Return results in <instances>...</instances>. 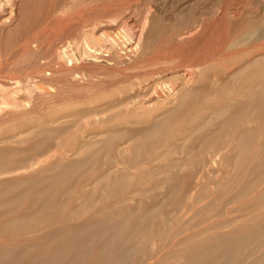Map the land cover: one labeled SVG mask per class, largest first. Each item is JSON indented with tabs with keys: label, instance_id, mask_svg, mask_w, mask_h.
Wrapping results in <instances>:
<instances>
[{
	"label": "bare ground",
	"instance_id": "obj_1",
	"mask_svg": "<svg viewBox=\"0 0 264 264\" xmlns=\"http://www.w3.org/2000/svg\"><path fill=\"white\" fill-rule=\"evenodd\" d=\"M146 1L147 0H145V2ZM203 1L205 0H187L179 6L178 9L173 10V8L170 9L157 0H149L146 2L148 4L143 3V0H0V149L4 147L12 148L21 146L25 149L28 147V149H33L32 151L36 152L39 141H42L41 138H43V136L50 137L53 135V138H47V141H49L47 145L46 143L42 144L45 141L44 137V141L41 142V145H46V147L39 146L40 148H38V150H40H37V154L30 151V153L36 154L35 156L32 154V158L30 157L31 154H29L28 149L26 152L28 157H30L28 159H25L23 155H21L23 152L20 150L18 152L16 150V154L20 153L19 155L20 157L22 156L21 158L23 160L21 159L16 163L13 162V165L11 164L12 166L9 167L7 166L9 158L7 159L4 157L7 160L2 163L4 164L6 162V165H0L2 167V169H0V177L3 178V182L7 181L4 177L9 178L14 176L13 174L23 179L26 178V176L37 175V172H44L48 170V167L54 170V168L56 169L63 166L65 164L64 162H73V160L78 157L80 159L81 156V159L85 158L86 160V158H88L86 156H90L91 159H94L100 155L111 156L115 154L117 157L114 158L121 157L122 159V157H124L122 153L125 155L129 152L130 156L134 157L135 155V157H141L140 155L143 154L144 148L146 150L145 144L149 146L147 139L149 140L151 138V136H149L150 133L159 134L163 130L167 132V130L169 131L170 128L173 127L172 123L176 126V123H178L176 120H178V118L175 120L173 117L172 119L175 121L173 120L174 122H171V116L177 111L180 113L181 110L182 113V111H187L193 107V103L191 104L190 99L196 94L198 97L200 96L198 94L209 95L208 97L210 98L213 96H216V98L220 96L222 98V96L225 95H236V98L238 97L240 99V102L239 99L238 102L241 103V106L243 104L245 106L242 107H246L244 109L245 111L235 112L231 110L234 104L228 105L229 102L227 101L228 103H226V97H224L223 99L225 100L223 101L216 100L217 102L215 103L209 102L212 106L207 108L206 111H209L210 114L204 115L205 117L201 115H199V117L197 116V118L203 117L204 123H194L195 125L197 124V127L194 128V130L191 129L192 132L190 135L193 136L196 133L199 135L204 134L207 136L206 138H209L210 145L208 146L209 143L205 144L208 148L199 151L198 157L207 155L210 157V159L208 158L209 161L212 160V165L221 152L217 150L219 149V143L222 142L219 133L224 129H226V131L228 129L218 124L220 130L218 129L217 131L216 129L217 133H215V130L209 127V125H211H208L209 121H211V123L215 122V124H213L216 125V120L218 118H227L226 112H228L229 106H232L230 111L237 113L234 118L240 114L237 118L238 120L243 116L242 118L247 119V123L249 124L257 122V124L260 123V127L264 126V0H213L210 6L206 5V3H201ZM201 4H203L202 8L199 7ZM140 68L144 71L142 75L133 76V74H123L125 71H136ZM199 101H201V99ZM208 101L209 100H207V102ZM189 103L191 104L190 106ZM239 103L238 106H240ZM190 111H192V109ZM253 111L254 113L250 114ZM256 112L257 114H255ZM225 118H223L224 122L225 120L227 121ZM164 119L167 121H162ZM224 122H220V124L223 126ZM228 122L230 121L228 120ZM228 124L229 123H227V127L229 128L230 125ZM122 125H146L149 126V130L146 132L144 131V135L142 133L145 139L136 141L138 137L136 139L131 138L135 141L134 144L126 140L128 144L125 143L122 145ZM233 127L236 130V127ZM209 128L211 129L209 130ZM229 129H231V126ZM261 129L264 128L262 127ZM183 132L180 133L186 134L185 131ZM240 132L243 136L249 133L247 131ZM224 133L227 134L225 131ZM138 134H140V132H138ZM54 136L57 138H55L56 140ZM222 136L223 134L221 137ZM154 137L155 142H159L161 139L163 140V138H160L158 135L154 134ZM126 138H129V136L127 137L126 135ZM224 138L227 140V136ZM50 139H54L57 145L53 146L52 143L54 142H51L52 140L50 141ZM255 139L258 140L256 137ZM32 140H38L37 143H33V145L37 144L35 150L28 145L32 144ZM203 140L204 139H201V141ZM229 141L227 142L229 143ZM253 144H255V142ZM249 145H251L250 142ZM249 145L246 147H249ZM184 146L183 149L189 150L188 146L186 147L185 144ZM260 146H262V144ZM173 147L174 146H172V148ZM238 147L237 145L236 148ZM222 148L225 150L224 146ZM244 149L246 150V148ZM250 149L252 151V148ZM261 149L262 148H260V151ZM173 151L175 152V150H172L171 153H173ZM178 151L179 149L177 152ZM2 152L4 154L6 153L5 151ZM130 152L134 155H131ZM232 152L233 151H231V153ZM166 153L164 152L162 155ZM16 154L15 156H17ZM259 154L262 153L260 152ZM220 156L222 157V153ZM232 156H234V154H232ZM101 157L104 158V156ZM0 159L1 161L3 160L2 158ZM12 159L14 158L11 157L10 160L12 161ZM91 159L89 161H91ZM198 159H200V157ZM10 160L8 163L11 162ZM53 160H55V162H53ZM85 160L82 161L84 162ZM91 162H89V165ZM2 163L0 162V164ZM73 163L72 167L68 168V171L69 169L74 170ZM188 163L191 162H187L186 167H189ZM137 164L136 162V165ZM179 164H181V162ZM263 164L261 163V167H264ZM68 165L70 164L68 163ZM109 165H111V162ZM137 166L139 167V165ZM181 166H183V164H181ZM206 166L210 165L207 164ZM3 167L5 169H3ZM200 167L197 168L200 169ZM204 169L206 168H203V171H205ZM94 170L96 171V169ZM101 170L103 169L100 168L99 171ZM182 170H184V168H182ZM262 171H264V169ZM117 173L118 172L115 171V174ZM73 177L74 176H72V178ZM107 177L110 178L109 175H107ZM257 178L260 177L258 176ZM4 179L6 181H4ZM11 179L12 178H10V180ZM44 179L45 177L43 180ZM15 181L17 183L15 186L20 184L17 180ZM50 181H52V179ZM8 182L9 181H7V183ZM11 182L12 180L9 183ZM71 182L73 184L74 181ZM250 183V185L253 184L252 182ZM54 184H57V181H54ZM257 184L258 183H256V187ZM7 186L9 185H6V187ZM58 186H60V184ZM94 186L96 185L94 184ZM217 186H219V184ZM6 187L5 189L7 190ZM53 187H56V185ZM248 190L249 188L243 190L244 193L237 194L239 196L241 195V197L243 196V202L246 195V197L249 198L252 194L249 193L250 190ZM262 190L264 189L262 188ZM29 191L31 192V190ZM246 192H248L249 195L248 193L246 194ZM262 192V194L259 192L261 195L258 194L257 196L259 197L255 198V206L261 207L260 205H264L262 204V202H264V191ZM217 196L219 197V195ZM222 196L224 197V195ZM45 197H42V199ZM219 201L220 200H218V202ZM233 201L235 200H230L231 203ZM252 202H254V200ZM13 203L14 202H12V204ZM235 203L237 204V201ZM20 204H22V202ZM249 204L251 205V201H249ZM249 204L248 206L250 208ZM244 205L247 204L244 203L243 206ZM237 206L241 208L239 204ZM237 206L235 207L239 208ZM251 206H253V204ZM262 207L264 208V206ZM142 209V212L138 215L141 218L129 216L132 220L134 218L133 221L135 222L136 228L144 226L147 215L150 214V210L146 211L144 209L145 212L143 213L144 210ZM229 210L227 211L229 212ZM240 210L243 209L241 208ZM232 211H235V209H232ZM250 211H253V209ZM236 213H238L237 209ZM254 213L257 214H254L252 218H246L248 219L247 222H249V225L245 229L242 227L243 230L241 231L235 232L236 230H234V232H231L233 230L230 229L231 231L228 232V229L226 232L215 231L216 233L213 234L210 233L209 230H203V232L205 231L206 233L208 231L212 235L209 237L204 236L205 238L202 236L204 240L197 241L198 243L194 242L193 245L185 249V252L183 251L181 253H184L183 259L185 264H264V211H260L259 213L256 211ZM235 215L236 214H234V216ZM72 217L73 216H71V218ZM125 217L123 219L126 222V219L129 218ZM211 218L213 219V217ZM29 220H31V218L28 219V221ZM37 220L38 219H36V223L40 222ZM224 220L230 221L228 223L226 221V223L223 222L224 226L221 227L216 225L217 229L219 227L227 228L229 226V228H232L233 225L238 226L235 224L230 226L233 222L227 217ZM14 223L16 222H9L8 224H10V226L8 228H21L20 220L17 221L19 226L16 227ZM30 223L31 222H29V224ZM25 224L26 227L29 226L25 222L22 223L24 226ZM105 224L104 222V225ZM119 224H121L120 227H118ZM119 224L117 223L114 225L120 230H126L121 222H119ZM204 224L206 223L204 222ZM35 226H37V224ZM115 226H112L113 230L116 229ZM93 227L90 226L89 229ZM239 227H241V223ZM8 228L6 229L9 231ZM12 228L9 232H12ZM94 228L92 231L98 230V228L95 230ZM106 228L108 229V227ZM203 228L205 229V227ZM21 229L27 230V228L24 229L23 227ZM213 229L217 230L216 228ZM117 230L115 232H117ZM5 232L7 231L5 230ZM23 233L27 232L23 231ZM107 233H110V231L108 230ZM142 234L146 235H143L145 238L149 237L147 232ZM95 235L97 234L95 233ZM98 235H100L101 238L104 234L101 235L98 233ZM114 235L115 234H113V236ZM199 235H197V237ZM111 236L110 233V237ZM117 236L119 237L120 235ZM195 237L196 235L194 238ZM113 239L115 240V238ZM189 240L191 241V239ZM106 241L108 240L106 239ZM113 242L115 243V241ZM149 243H147V245ZM62 245L60 244L59 248H61ZM111 245L114 246L112 242ZM111 245L109 244L110 247H112ZM147 245L146 247H149ZM151 245L152 244H150V246ZM109 246L108 248H110ZM63 247L64 246L61 248L62 251ZM124 247L125 248L120 249H126L125 245ZM136 248L139 247L135 245L130 247L131 250H135ZM122 252L121 254L124 253ZM131 253L133 252L131 251ZM1 255L3 254L0 253V260L2 261L3 259L1 257L5 255ZM155 257L157 258V255ZM118 260L121 262L119 258ZM178 260L181 261L180 258Z\"/></svg>",
	"mask_w": 264,
	"mask_h": 264
},
{
	"label": "rangeland",
	"instance_id": "obj_2",
	"mask_svg": "<svg viewBox=\"0 0 264 264\" xmlns=\"http://www.w3.org/2000/svg\"><path fill=\"white\" fill-rule=\"evenodd\" d=\"M148 1L149 0H147L146 2H148ZM157 1H159V3L165 4L170 9L173 8V10H174V9H178V7L181 6L187 0H183V1H181V0L180 1L179 0H174V1L173 0H163V1L157 0ZM146 2H145V0H143V3H146ZM211 2L213 3V0H205L201 3H203V4L206 3V5L210 6ZM195 3H196V1H195ZM146 4H148V3H146ZM203 4L199 5V7L202 8ZM125 72H123L124 75H126V74L132 75L133 74V76L134 75H136V76L142 75L144 73L142 68L137 69L136 71L130 70V71H125ZM198 95H200V96L198 97L196 94V95L192 96V99H190L191 104L193 103V105H192L193 107H191L187 111L184 110L187 114L184 111H182V113H181V110H180V113H179V111H177L171 116V119L173 117L175 120L178 118V120H176V122H178V123L175 122L176 126H175V124L172 123L173 127L170 128L169 131L167 130V132H166L165 130H163L159 134L154 133L155 135L160 136V138L162 137L163 140L156 138V139H159L160 141L159 142L157 141L158 143L155 142L154 139L156 136L154 137L153 132L150 133L149 136H151V138L149 140L147 139V142H149V146L147 144H145L146 150L144 148V152L142 155H140L141 157L138 156L139 158L135 157V155L131 154V152H130V154L134 155V157L130 156L129 152H127L125 154L126 156L122 153V155L124 156V157H122V159H121V157L120 158L119 157L114 158V157H117V155H115V154H113L111 156L100 155V156H97L96 158H94L95 160L91 159L90 156H86V157H88V158H86V160H85V158L81 159L82 158V156H81L80 159L78 157L75 160H73L74 163L66 161V162H64L65 164L63 166H61L60 168L59 167L56 169L54 168V170H53V168L48 167L49 171L46 170L44 172H42V171L37 172V175L34 174L35 176L30 175V176H26V178L21 179V177H19L18 175L13 174L14 176H12V177H9V178L4 177L9 182L12 180L11 183H9V182L7 183V181L5 179H4V181H6V182H3V178L0 177L1 182H2V184L0 182V186H1L0 198L3 199V200L0 199V253L3 254L1 256L5 255L4 257H1L5 262L3 260L2 261L0 260V264H31V263L32 264H43V263L48 264V262H49V264H57V263L58 264H63V263L64 264H106V263L107 264H112V263L113 264H122V263L123 264H153V263L154 264H182V262H183V264H185V261L183 259L184 253L183 254H181V253L183 251L185 252V249H187L189 246L193 245L194 242L198 243L199 241L204 240L205 237H209L212 235L210 233L214 234V233L220 232V231L226 232L228 229H229L228 232L231 230H233L231 232H234V230H236L235 232H238V231L243 230L242 227H244V229H245L249 225V222H247V220L249 218H252L254 216V214H257L254 212L257 211L259 213L260 211L261 212L264 211V208L262 207L264 205H260L261 207H258V206H255V204H254L255 198L259 197L257 195L260 193L262 194L263 193L262 191H264V190H262V188L264 189V171H262L264 169V167L263 166L261 167V163L263 164V162H264V160H262V159H264V129H261V128L262 127L264 128V126L260 127L259 126L260 123L257 124V122L256 123L253 122V124L252 123L249 124V123H247V119L242 118L243 116L241 117L242 119L240 118L238 120L237 118L240 116V114H238V116L236 118H234L237 115V113H235V112L245 111L244 109L246 108V107H242V106H245L243 104L241 106V103H239L240 99L238 97L236 98V95H231L232 97L230 95L229 96L225 95V96H222V98L220 96H219V98H216V96H213L215 98H213V97L210 98V97H208L209 95H207V96L204 94H198ZM224 97H226L225 102L226 103L229 102L228 105L234 104L235 107L234 106H233V108H232V106H229V107L232 108L231 110H233L235 112L233 113V111H230V108H228L229 110L227 109L228 112H226L227 118L223 117V118L227 119V121L224 119L225 120V122H224L223 118L222 119L218 118L217 120L214 118L216 120L217 126L214 125L215 122L211 123V121H209V123H208V125L211 124L213 126L212 127L211 125H209V127H211L212 130H215L214 131L215 133H217L216 129H217V131H218V129L220 130L219 125L223 128L228 129L227 131H226V129H224L221 133H219L220 131L218 132L220 135L219 137H220V139L222 138L221 141L223 143L222 142L219 143L220 147L218 146L219 149H217V150L221 151L220 154L222 153L223 158L219 154V157L216 158L217 160L216 159L214 160L213 165H212V163H211L212 160L209 161L210 157H208L207 155L203 156V157L199 156L200 159H198L199 158L198 155L200 153L199 151H201L202 149L208 148V146L210 145L209 138H206L207 136L204 134L199 135L196 133L193 136H191L190 134H191L192 130H194V128L197 127V124L195 125L194 123H199V124L200 123L202 124V122L204 123V120H203L204 119L203 117H205L204 115L210 114L209 111H206L207 108H210V106H212V104H210L209 102L215 103L219 100L223 101V100H225V99H223ZM228 97H229V100H228ZM198 98H199V100L201 99L202 102L199 101ZM193 99H194V101H193ZM238 99H239V102H238ZM195 100H196V102H195ZM207 100H209V101L207 102ZM200 103H201L202 107L200 106ZM238 103L240 106H238ZM191 104L189 103V106ZM237 106H238V108H237ZM195 107H197V108H195ZM203 107L204 108L206 107V108L204 109ZM191 109H192V111H190ZM188 111H190V112H188ZM229 111H230V113H229ZM188 113H189V115H188ZM253 113H254V111L250 114H253ZM231 114L234 116H232ZM255 114H257V112ZM199 115H201L203 117L197 118V116L199 117ZM194 118H196V119H194ZM174 119H172V120L169 119V120L171 122H174L175 121ZM235 119H237V120H235ZM228 120L231 123L228 122ZM162 121L165 122L167 120L164 119ZM170 121H168V122H170ZM184 121H186V122H184ZM199 121H201V122H199ZM212 121H213V119H212ZM220 122L221 123L224 122L223 123L224 125L222 126V124H220ZM227 123H229L228 125L231 126L232 130L229 129L230 126H229V128L227 127ZM168 125H171V124H168ZM261 125H262V123H261ZM142 126L143 125H141V126H139V125H122V136H123L122 137V145L126 143V140L127 141L129 140L130 143L134 144L135 141L132 140L133 138L136 139L138 137L136 141L145 139L143 137V135L145 134L146 131L149 130V126H146V125H144L143 127ZM233 126L236 127V130ZM168 128H169V126H168ZM211 128H209V130ZM248 129H250V130H248ZM251 129H252V131H251ZM259 129H261V130H259ZM182 130L185 131L186 134H183L184 132ZM224 131L227 134H225ZM240 131H242V132L247 131L249 133L246 136H243V134ZM123 132H124V135H123ZM134 132H135V134H134ZM138 132H140V134H138ZM180 132H183V133H180ZM126 133H128L129 135ZM142 133H143V135H142ZM261 133H263V134H261ZM222 134H223V136L225 134L224 137L227 136V140L223 136L221 137ZM229 134H231V135H229ZM126 135H127V137L129 136V138H126ZM130 135H131V137H130ZM174 135H175V137H174ZM51 136L50 137L43 136V138H41L42 141H39V143H38L39 145L36 144L38 146V148L46 147L47 142H49V141H47V138H53V135H51ZM44 137H45V141L43 140ZM255 137L258 138V140L255 139ZM55 138L56 137L54 136V139ZM235 138H236V140H235ZM54 139L53 140L50 139V141L52 140L51 142H54V143H52L53 146L57 145V143L55 141L57 138L55 140ZM151 139H152V141H151ZM201 139H204L205 141L204 140L201 141ZM58 140H59V138H58ZM207 140H208V142H207ZM242 140H244L245 142ZM227 141H229V143ZM37 142H38V140H32V142H31L32 144H28V145L31 146L32 148H34V150H35L36 145L35 144L33 145V143H37ZM41 142H43L42 144L46 143V145H41ZM243 142H244V144H243ZM249 142L252 146L249 145ZM252 142L253 143L255 142V144H253ZM50 143H48V144H50ZM226 143H228V144H226ZM52 144H50V145H52ZM126 144H128V142ZM155 144H156V146H155ZM184 144L186 145V147L188 146L189 150L183 149ZM205 144H208V146ZM258 144H259V146H258ZM261 144H262V146H260ZM237 145L239 146L238 147L239 149L236 148ZM248 145H249V147H246ZM37 146H36V148H37ZM172 146H174L175 148L173 147L174 148L173 149ZM223 146H224L225 150L222 148ZM228 147L231 149H229ZM259 147L262 148L261 151H260ZM38 148L36 149V152H34V151H32L33 149L30 150L27 147L29 154H31L30 155L31 158H32L33 153H30V151L37 154L38 151L40 150V149L38 150ZM244 148H246V150ZM250 148H252V151ZM27 149H25L24 147L22 148L21 146L12 147V148L4 147L3 149L1 148L0 149V158H2L3 160L1 161V159H0V162L2 163L9 158L7 161V166L10 167L13 165L12 164L13 162L16 163V162L20 161L22 159L21 158L22 156L20 157V155H19L20 153L16 154V152L17 151L19 152V150L21 152H23V154H21V155H23V157L25 159H28L30 157H28V154L26 153ZM178 149H179V151L177 152ZM1 150L5 151L6 153L4 154ZM172 150H175V152L173 151V153H171ZM255 150L258 154L255 152ZM14 151H15V153H14ZM159 151H160V153H159ZM231 151H233V152L231 153ZM259 151L262 154H259L260 153ZM164 152L165 153L167 152V153L165 155H162V154H164ZM13 153H14V156H13ZM175 153H176V155H175ZM15 154L18 157L15 156ZM36 154H33V156H35ZM168 154L170 155L171 158L169 157ZM232 154H234V156H232ZM180 155H181V157H180ZM101 156H104V158ZM174 156H178V157H174ZM190 156H192V157H190ZM255 156H256V158H255ZM4 157H6L7 159ZM11 157L14 158L15 160L12 159V161H11L10 160ZM93 157H95V156H93ZM89 158L91 159L92 162L89 161L90 160ZM140 158H142V159H140ZM145 158H146V160H145ZM201 158H203V159H201ZM9 160L11 161L10 163H8ZM82 160H85V161L83 162ZM76 161L79 163H77ZM215 161H216V163H215ZM218 161H220V162H218ZM259 161H261V162H259ZM53 162H55V160H53ZM89 162H91L90 165H89ZM110 162H111V165H109ZM136 162L138 163L137 165H139V167L136 165ZM180 162H181V164H183V166H181V164H179ZM187 162H191V163H188L189 167H186ZM195 162H196V164H195ZM5 163L4 164L2 163L0 165L4 166V165H6ZM68 163L70 165H68ZM72 163L74 165V168H73L74 170L69 169V171H68V168L72 167ZM192 163H193V165H192ZM115 164H116V167H115ZM189 164H191V165H189ZM207 164L210 166H206ZM211 165H212V167H211ZM7 166H5V167L8 168ZM102 166H103V168H102ZM107 166H108V168H107ZM109 166L112 168H110ZM192 166H194L195 168ZM104 167H105V169H104ZM197 167H200L201 170ZM207 167H210L212 169V171L210 168H207ZM100 168L103 170L99 171ZM182 168H184V170H182ZM185 168H186V170H185ZM203 168H206V169H204L205 171H203ZM0 169H2V167ZM3 169H5V168L3 167ZM94 169H96V171ZM209 169H210V171H209ZM113 171H114V174H113ZM115 171L118 173L115 174ZM261 173L263 174V176ZM56 175H58V176H56ZM107 175H109L110 178H108ZM110 175H112V176H110ZM72 176H74V177L72 178ZM258 176L260 178H257ZM40 177H41V180H40ZM44 177H45V179L43 180ZM10 178H12V179L10 180ZM51 179H52V181H50ZM53 179H55V180H53ZM15 180H17V182L20 183V184H18L20 186H18V185L15 186V184H17ZM30 180H31V182H30ZM54 181L55 182L57 181V184L58 185L60 184V186H58L57 184H54ZM62 181L65 183V185ZM71 181H74L73 184ZM76 182H79V183H76ZM250 182H252L253 184L250 185L251 184ZM256 183H258L257 187H256ZM94 184L96 186H94ZM218 184H219V186H217ZM6 185H9V186L6 187ZM33 185H34V187H33ZM55 185H56V187H53ZM75 185H77V186H75ZM254 185H255V187H254ZM38 186H41V187H38ZM43 186H44V188H43ZM5 187L7 188V190L5 189ZM26 187H28V188H26ZM57 187H59V188H57ZM218 187H220V188H218ZM233 187H235V188H233ZM247 187L250 190V191L248 190L249 193H252V194L249 196V198L246 197L247 195L245 196L243 194L246 197V199L244 197V202H243V199H242L243 196L241 197V195L239 196L237 194L238 193L242 194L243 190L248 189ZM227 189H228V191H227ZM3 190L5 191V193ZM29 190H31V192ZM252 190L254 191V194H253ZM43 191H45V192H43ZM257 191H258V193H257ZM247 193L248 192H246V194ZM249 193H248V195H249ZM6 194H7V196H6ZM1 195H2V197H1ZM217 195H219V197ZM222 195H224V197L226 199L227 198L228 199L226 200ZM10 196H11V198H10ZM42 197H45V198L42 199ZM236 197H239V198H236ZM18 199H20V200H18ZM232 199L235 200L232 202L233 204L230 202V200L232 201ZM10 200L14 203L12 204V202ZM17 200H18V202H17ZM218 200H220L221 202L220 201L218 202ZM253 200H254V202H252ZM236 201H237V204L235 203ZM249 201H251V205L253 204V206H251L249 204ZM21 202L23 205L20 204ZM244 203L247 205L243 206ZM229 204L230 205L232 204V205L230 206ZM238 204L241 206V208L243 210H240L241 208L239 206H237ZM248 204L250 205V208H249ZM262 204H264V202H262ZM220 205H222V206H220ZM234 205L239 207V208H236ZM131 207H133V208H131ZM140 208L141 209L143 208L142 210L145 209L146 211L150 210V214L147 215L146 223L144 224V226L141 227L143 229L136 228L135 222L133 221L134 218H133V220H132V218H129V216L130 217L131 216L140 217V216H138L142 212ZM228 208L229 209L232 208L233 210L235 209V211H232V209L229 210ZM103 209L105 210V212ZM236 209H237L238 213H236ZM252 209H253V211H250ZM145 210L143 211V213L145 212ZM227 210H229V212ZM245 211L247 214H249V213L250 214L247 215L245 213ZM13 212H15V213H13ZM216 212H217V214H216ZM77 213H79L80 215ZM226 213L230 216H228ZM229 213H232V214H229ZM68 214H69V216H68ZM96 214H99V215H96ZM212 214H213V216H212ZM234 214H236V215L234 216ZM237 214H239V215H237ZM76 215H77V217H76ZM9 216H10V218H9ZM71 216H73L74 218L73 217L71 218ZM125 216L131 220L126 219V222H125V220L123 219ZM106 217H107V219H106ZM211 217H213V219ZM226 217L231 219V221L233 222L230 224V226H232L233 224L238 225V226L233 225L232 228L231 227L229 228V226H228L227 228L225 227L226 229L220 228L221 226H224L223 225L224 223H226V222L228 223L230 221V220H227V221L224 220V219H226ZM24 218H26V219H24ZM30 218H31V220L28 221V219H30ZM33 218H34V220H33ZM87 218H88V220H87ZM214 218L216 219V221ZM246 218H248V219H246ZM36 219H38L37 221H40V222L36 223ZM6 220H7V222H6ZM18 220L21 221L20 227L21 228L23 227L24 229L27 228V230H22L20 227H19L20 229H18V227H17V226H19V224H18L19 222L17 223ZM102 220H103V222H102ZM119 220H121V221H119ZM90 221H93V222H90ZM118 221L122 223V226H124V228H126V230L125 229L120 230L118 228L121 225V224H119ZM9 222L10 223L16 222L17 224L16 223H14V224L17 228H14V229L12 227L8 228L10 226V224H8ZM23 222L27 223V225H29V226L26 227V224H25V226L22 225ZM29 222H31V223L29 224ZM104 222L106 224H109V225H106V224L104 225ZM109 222H111V223H109ZM204 222L206 224H204ZM216 222H217V224H216ZM238 222H239V224H238ZM34 223H36L37 226H35L36 224H34ZM117 223L119 224V226L117 225L118 227L115 226ZM201 223L203 224V226ZM214 223H215V226H214ZM240 223H241V227H239ZM243 224H245V225H243ZM38 225H40V226H38ZM216 225H219L220 227L217 229ZM90 226L91 227L94 226V227H96V228L93 227L94 230L97 228H98V230L92 231L93 228L89 229ZM112 226L113 227L115 226L116 229L113 230ZM226 226H227V224H226ZM106 227H108V229ZM203 227H205V229ZM212 227L216 228L217 230L213 229ZM6 228H8L9 231L11 228L13 230H12V232H9ZM4 229L9 233L5 232ZM82 229L84 232L82 231ZM99 229H101V230H99ZM3 230H4V232H3ZM108 230L110 231L112 236H113V234H115V235L113 237L112 236L110 237V233H107ZM116 230L118 233L115 232ZM203 230H205V231L209 230L210 233L208 231L205 233V231L203 232ZM23 231L27 232V233H23ZM144 232H147L148 233L147 235L149 237L145 238L143 235H145L146 233L142 234ZM201 232L204 234H202ZM91 233H93V234H91ZM95 233L97 235H95ZM98 233H100L101 235L104 234V235H102L103 238H102V236L100 238V235H98ZM116 234L120 235V236L118 237ZM206 234H208V235H206ZM94 235L96 236V238ZM195 235H196V237L194 238ZM197 235H199V236L197 237ZM97 236H98V238H97ZM202 236L203 237L205 236V237L203 238ZM105 237H107V238H105ZM152 237H154V238H152ZM113 238H115V240ZM106 239L108 241H106ZM189 239H191V241H193V240L194 241L191 242ZM198 239H200V240H198ZM112 240L115 241V243ZM157 241H159V242H157ZM111 242L114 246L111 245ZM149 242H153V243H149ZM108 243L112 247H110ZM147 243H149V244L147 245ZM189 243H190V245H189ZM60 244L61 245L63 244L62 246L66 247V248L63 247V251L61 249L62 246H61V248H59ZM150 244H152L151 245L152 247L150 246ZM124 245L126 246V249L128 252L126 251V249H120V248H125ZM133 245H135L136 247H139V248H136L135 250H131L130 247H133ZM146 245L149 246L150 248L146 247ZM108 246L110 248H108ZM106 248H108V249H106ZM182 248H183V250H182ZM119 249H120V251L125 250V251H123L124 253L121 251L123 253V254H121ZM4 250H5V252H4ZM8 250L10 253L8 252ZM155 250H156V252H155ZM117 251H118V254H117ZM131 251L133 253H131ZM119 252H120V254H119ZM56 253H57V255H56ZM126 253H127V255H126ZM134 253H135V255H134ZM8 254H10V255H8ZM103 254H104V256H103ZM156 255H157V258L155 257ZM130 257H133V258H130ZM178 257L180 258L181 261L178 260L179 259ZM118 258L120 259L121 262H119ZM34 260H35V262H34ZM114 261H115V263H114Z\"/></svg>",
	"mask_w": 264,
	"mask_h": 264
}]
</instances>
